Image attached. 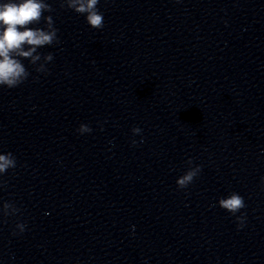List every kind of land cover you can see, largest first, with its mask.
<instances>
[{"label":"clouds","instance_id":"clouds-1","mask_svg":"<svg viewBox=\"0 0 264 264\" xmlns=\"http://www.w3.org/2000/svg\"><path fill=\"white\" fill-rule=\"evenodd\" d=\"M99 0H61L60 6L67 7L77 14L85 15L87 23L95 29L104 27V16L98 9ZM53 9L46 0H5L0 3V86L15 88L21 85L30 73L23 64L27 59L32 65L37 66V72L46 73V64L53 60L51 53L43 57L38 48L58 43V29L54 27L52 16H45V12H52ZM45 21L46 27H32ZM43 60V63H38ZM92 129L81 124L78 132L81 134L90 133ZM134 135L141 133L139 127L132 129ZM135 145L136 141L133 140ZM189 169L180 176L176 183L178 188L184 189L200 173L199 165L192 167V160L187 161ZM16 167V159L11 152L0 154V174L6 173L9 169ZM219 207L236 216L245 207L244 198L233 192L226 198H220ZM5 216L19 211L14 204L5 202L3 205ZM8 209L12 212L9 213ZM238 227H243L244 216H237ZM21 232L25 225L20 223L16 226Z\"/></svg>","mask_w":264,"mask_h":264}]
</instances>
